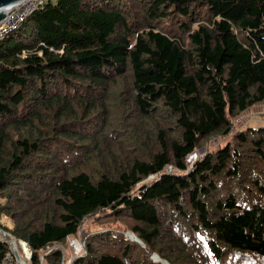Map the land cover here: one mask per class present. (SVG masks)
Listing matches in <instances>:
<instances>
[{"label": "trees", "instance_id": "obj_1", "mask_svg": "<svg viewBox=\"0 0 264 264\" xmlns=\"http://www.w3.org/2000/svg\"><path fill=\"white\" fill-rule=\"evenodd\" d=\"M261 103L264 0H47L0 39V264H264Z\"/></svg>", "mask_w": 264, "mask_h": 264}, {"label": "rangeland", "instance_id": "obj_2", "mask_svg": "<svg viewBox=\"0 0 264 264\" xmlns=\"http://www.w3.org/2000/svg\"><path fill=\"white\" fill-rule=\"evenodd\" d=\"M52 1H55V0H52ZM20 9L21 7H19V10ZM30 16L23 19L20 25ZM262 117H264V103L257 104L256 106L246 110L245 112L240 113V115L238 116V119L235 120L234 130L241 131V129H244L247 126H256V124L260 125L264 122V119ZM222 142L223 141L221 139L213 138L208 144V149L215 150V148L221 145ZM203 152L204 150H200L198 152V155ZM1 222L2 224L6 225L8 228L12 227V221L7 218L2 217ZM84 229L86 231H94L96 229L100 230L101 227L96 226L94 224V220L90 219L84 225ZM126 237L131 241V238H129L130 237L129 235H126ZM7 240L9 241L10 249L12 250L13 254L18 255L21 258L20 261L17 262V259H16L17 257L15 258V255H14L15 264H25V261H26V264H28L30 262L31 255L29 254L30 250L26 247V245H21L20 242H16L10 237H7ZM84 242L85 241L82 238V236L77 235L75 237H69V239L63 243L62 247H57L61 250L63 254L64 260L66 261L65 264H69V262L72 260L73 257L81 256L84 253L85 251ZM17 247L21 249L23 256L19 254V250L17 249ZM151 258L155 262H157L156 260H159V258L156 255H152ZM10 264H12V261L10 262Z\"/></svg>", "mask_w": 264, "mask_h": 264}, {"label": "built area", "instance_id": "obj_3", "mask_svg": "<svg viewBox=\"0 0 264 264\" xmlns=\"http://www.w3.org/2000/svg\"><path fill=\"white\" fill-rule=\"evenodd\" d=\"M46 2L47 0H23L18 2L7 13H5V17L0 21V39L16 31L23 19L40 10ZM19 7H21L20 10ZM198 157V153L195 152L187 156L185 160L186 166L191 168ZM166 171L173 173L175 172V169L167 167ZM151 178L153 177L150 176L149 179ZM10 262V257L6 256L5 264H10Z\"/></svg>", "mask_w": 264, "mask_h": 264}, {"label": "water", "instance_id": "obj_4", "mask_svg": "<svg viewBox=\"0 0 264 264\" xmlns=\"http://www.w3.org/2000/svg\"><path fill=\"white\" fill-rule=\"evenodd\" d=\"M23 0H0V21L5 17V14L2 12L3 9L10 7L12 5H15V3L21 2ZM0 234H3L4 236H7V234H4L1 230H0ZM126 235H131L134 238L131 239V241H136L139 243V241L135 238V235L132 233H127ZM21 245H25V243L23 241L20 242ZM29 254L31 255V252L29 251ZM15 255V254H14ZM17 257V258H16ZM15 258L17 259V262L20 261V257L18 255H15ZM25 261V260H24ZM157 262H162L161 260H156ZM26 264V261H25ZM167 264V263H165Z\"/></svg>", "mask_w": 264, "mask_h": 264}, {"label": "bare ground", "instance_id": "obj_5", "mask_svg": "<svg viewBox=\"0 0 264 264\" xmlns=\"http://www.w3.org/2000/svg\"><path fill=\"white\" fill-rule=\"evenodd\" d=\"M17 3H15V5H16ZM15 5H12V6H10V7H7V8H5V9H3L2 10V12L3 13H7L12 7H14ZM130 237L129 238H134L133 236H131V235H129ZM136 238V237H135ZM27 252V251H26Z\"/></svg>", "mask_w": 264, "mask_h": 264}, {"label": "crops", "instance_id": "obj_6", "mask_svg": "<svg viewBox=\"0 0 264 264\" xmlns=\"http://www.w3.org/2000/svg\"><path fill=\"white\" fill-rule=\"evenodd\" d=\"M262 118L264 119V117H262ZM262 124L264 125V122ZM262 124H260V125H262ZM256 125H259V124H256ZM247 127H249V126H247ZM250 127H252V126H250ZM253 127H255V126H253Z\"/></svg>", "mask_w": 264, "mask_h": 264}]
</instances>
